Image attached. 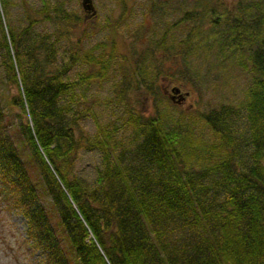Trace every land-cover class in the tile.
Instances as JSON below:
<instances>
[{
  "label": "trees",
  "instance_id": "1",
  "mask_svg": "<svg viewBox=\"0 0 264 264\" xmlns=\"http://www.w3.org/2000/svg\"><path fill=\"white\" fill-rule=\"evenodd\" d=\"M117 1L121 8L112 19L110 54L128 6L127 0ZM20 4L24 27L14 31L0 21L2 65L15 86V93L0 94V197L22 215L28 242L41 254L39 264H264V34L241 61L250 77L244 103L248 160L235 166L227 157L193 166L176 133L152 114L127 112L123 121L135 140L114 155L111 134L102 125L93 140L80 129L76 136V113L69 123L64 120L71 95L76 98V79L62 77L69 61L46 67L53 56L46 33L33 37L23 51L19 46L20 32L38 14L50 17L49 8L45 2L39 9L25 0ZM52 7L64 22L78 19L60 4ZM196 13L186 10L176 22L195 19ZM90 54L83 58L98 66L83 77L101 78L111 55ZM65 93L69 99L59 102ZM12 106L28 116L18 123L17 137L6 127ZM227 110L198 113L221 142L231 141ZM80 143L102 152L97 186L91 188L67 175Z\"/></svg>",
  "mask_w": 264,
  "mask_h": 264
},
{
  "label": "rangeland",
  "instance_id": "2",
  "mask_svg": "<svg viewBox=\"0 0 264 264\" xmlns=\"http://www.w3.org/2000/svg\"><path fill=\"white\" fill-rule=\"evenodd\" d=\"M20 1L0 3V21L3 26L7 21L14 31L27 22ZM25 1L31 9L45 2L51 16L38 14L36 22L20 32L19 46L23 51L33 37L46 33L48 41H53L52 61L46 67H61L69 61L62 77L76 79L72 90L76 98L71 95L73 103L64 120L69 123L76 113V136L80 129L93 140L102 125L101 130L111 134L114 155L133 144L135 136L123 118L128 111H139L157 116L161 126L176 133L189 165H209L228 157L231 165L240 166L248 160L244 103L250 77L241 61H247L248 46L264 34V0H127L124 18L114 32L113 55L109 39L112 19L120 13L117 0H91L93 13L82 7L81 0ZM56 4L78 19L61 20L53 14ZM186 10L199 14L176 22ZM2 52L0 47V94L10 95L15 86L3 68ZM83 54L97 59L111 55L101 78L83 77L98 66ZM28 61L23 55L22 67ZM172 85L183 92L182 100L170 98ZM67 99L65 93L59 102ZM221 106L228 107L229 142H221L198 116ZM80 110L84 112L77 115ZM5 118L6 127L17 137L18 123L28 116L12 106ZM102 164L97 146L80 143L67 175L91 188L97 186ZM24 227L19 211L0 197V264L40 263L41 254L29 244Z\"/></svg>",
  "mask_w": 264,
  "mask_h": 264
},
{
  "label": "water",
  "instance_id": "3",
  "mask_svg": "<svg viewBox=\"0 0 264 264\" xmlns=\"http://www.w3.org/2000/svg\"><path fill=\"white\" fill-rule=\"evenodd\" d=\"M81 5L84 9H90L91 13L94 12V8H93V5H92V2L91 0H81ZM179 87L176 86V85H172L170 87V91L172 93H176L178 91ZM170 97H172V95H170ZM177 102L179 101V98L175 99Z\"/></svg>",
  "mask_w": 264,
  "mask_h": 264
},
{
  "label": "flooded vegetation",
  "instance_id": "4",
  "mask_svg": "<svg viewBox=\"0 0 264 264\" xmlns=\"http://www.w3.org/2000/svg\"><path fill=\"white\" fill-rule=\"evenodd\" d=\"M168 95H172V97H170L172 100L179 98V100H182L184 97L183 92L180 90V88L178 89V91L176 93H168Z\"/></svg>",
  "mask_w": 264,
  "mask_h": 264
}]
</instances>
